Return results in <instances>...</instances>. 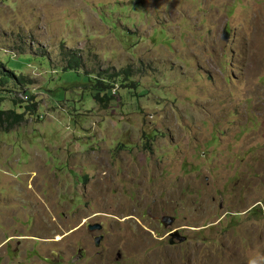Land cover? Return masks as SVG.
Wrapping results in <instances>:
<instances>
[{
	"label": "rangeland",
	"instance_id": "obj_1",
	"mask_svg": "<svg viewBox=\"0 0 264 264\" xmlns=\"http://www.w3.org/2000/svg\"><path fill=\"white\" fill-rule=\"evenodd\" d=\"M0 62V264H264V0H0Z\"/></svg>",
	"mask_w": 264,
	"mask_h": 264
},
{
	"label": "trees",
	"instance_id": "obj_2",
	"mask_svg": "<svg viewBox=\"0 0 264 264\" xmlns=\"http://www.w3.org/2000/svg\"><path fill=\"white\" fill-rule=\"evenodd\" d=\"M5 63L0 62V73H2V76L0 77V82L3 85L7 84V87L4 88L5 90H13L11 89V87H8L10 84V80L11 77H13L15 79V83L16 84H20L24 87L22 88H28L27 85H29V81L27 80L26 77H24V75H17L15 72H13V68L11 69H7L4 70ZM16 66V65H14ZM81 66H82V61L80 60V58L76 55L72 56L69 59V64L67 67H65V70H71V71H76L78 73H81ZM8 68V67H7ZM125 73H127V78L124 80V87L127 88H139L138 84L136 83V81L131 79V74L129 72V69H127L125 71ZM124 74L121 73H117L116 75H112L111 77L114 78H119L122 77ZM130 80V82H128ZM94 82V86L92 87V92H93V96L94 99L98 102L101 103L102 105H104L105 107H109V105L111 104V101L114 99L113 95H110V92H112V88L114 87V84H112V81L109 80V78L105 79V78H98L97 80L94 81V79L92 77H88L87 78V82ZM87 85V84H86ZM85 85V87H86ZM115 89V88H114ZM118 89H120L118 87ZM24 92H26L27 96H30L29 98H31V102L34 99V96L31 95L29 92L30 90L26 89ZM104 94V95H103ZM1 100V99H0ZM15 103L18 104L21 108V110H25V112L20 111L18 108H8V109H3L0 108V127L3 128L4 130H11L13 128H15L16 126H20L23 123L26 122L27 118H26V112L27 115L31 114V115H37L40 116L39 114H37L38 112V104L37 103H32L27 105L26 103H28L27 101L24 100H20L18 101L17 99H14ZM21 102V104H20ZM26 102V103H24Z\"/></svg>",
	"mask_w": 264,
	"mask_h": 264
},
{
	"label": "water",
	"instance_id": "obj_3",
	"mask_svg": "<svg viewBox=\"0 0 264 264\" xmlns=\"http://www.w3.org/2000/svg\"><path fill=\"white\" fill-rule=\"evenodd\" d=\"M229 32L227 30V28L224 29V34H223V39H225L227 42L229 40L228 38ZM176 221L175 218H172L170 216H164L161 219V223L167 228L169 225L171 226V224ZM102 229V226L100 224H94V225H90L89 226V230L90 231H100ZM171 236L175 237L176 239H179L181 242L185 240V237L181 236L180 232L178 230H175L174 232L171 233ZM102 240L101 236H98L95 238V245L96 247L99 246L100 242ZM171 244H173V242H171Z\"/></svg>",
	"mask_w": 264,
	"mask_h": 264
},
{
	"label": "flooded vegetation",
	"instance_id": "obj_4",
	"mask_svg": "<svg viewBox=\"0 0 264 264\" xmlns=\"http://www.w3.org/2000/svg\"><path fill=\"white\" fill-rule=\"evenodd\" d=\"M171 233H172V232H171ZM171 233L169 234V237H170L169 242H170V244H171V242L174 243V241H175V237L171 236ZM100 236H101L102 239H103V236H102V235H100ZM97 237H98V236H97ZM79 254H80L81 256H83L82 250H79ZM119 258H121V254H120V253L118 254V259H119Z\"/></svg>",
	"mask_w": 264,
	"mask_h": 264
}]
</instances>
